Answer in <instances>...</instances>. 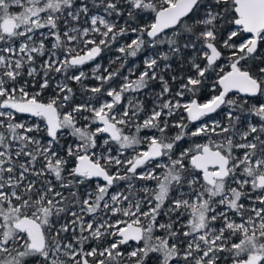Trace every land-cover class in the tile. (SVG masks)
Returning a JSON list of instances; mask_svg holds the SVG:
<instances>
[{
  "label": "snow or ice",
  "instance_id": "obj_1",
  "mask_svg": "<svg viewBox=\"0 0 264 264\" xmlns=\"http://www.w3.org/2000/svg\"><path fill=\"white\" fill-rule=\"evenodd\" d=\"M0 264H264V0H0Z\"/></svg>",
  "mask_w": 264,
  "mask_h": 264
},
{
  "label": "trees",
  "instance_id": "obj_2",
  "mask_svg": "<svg viewBox=\"0 0 264 264\" xmlns=\"http://www.w3.org/2000/svg\"><path fill=\"white\" fill-rule=\"evenodd\" d=\"M108 55H112V53H108V54H106V57H105V63H106V58H107Z\"/></svg>",
  "mask_w": 264,
  "mask_h": 264
}]
</instances>
